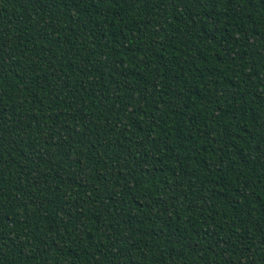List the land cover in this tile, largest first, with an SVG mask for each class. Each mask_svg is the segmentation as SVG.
<instances>
[{
  "label": "trees",
  "instance_id": "obj_1",
  "mask_svg": "<svg viewBox=\"0 0 264 264\" xmlns=\"http://www.w3.org/2000/svg\"><path fill=\"white\" fill-rule=\"evenodd\" d=\"M0 264H264V0H0Z\"/></svg>",
  "mask_w": 264,
  "mask_h": 264
}]
</instances>
